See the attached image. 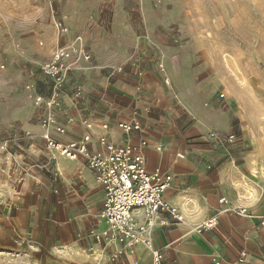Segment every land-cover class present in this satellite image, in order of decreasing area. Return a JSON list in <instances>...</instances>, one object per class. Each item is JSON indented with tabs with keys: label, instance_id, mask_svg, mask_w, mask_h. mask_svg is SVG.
I'll use <instances>...</instances> for the list:
<instances>
[{
	"label": "crops",
	"instance_id": "0c3cea01",
	"mask_svg": "<svg viewBox=\"0 0 264 264\" xmlns=\"http://www.w3.org/2000/svg\"><path fill=\"white\" fill-rule=\"evenodd\" d=\"M132 2L4 0L0 239L10 247L1 252L17 250L23 264H153L149 248L105 234L103 185L84 153L61 155L43 137L48 132L59 143L89 135L91 153L103 151L101 136L117 144L146 140V169L172 175L163 198L182 218L154 217L161 264H264L257 95L234 90L229 53L198 38L167 42L164 25L152 27L148 11L133 10ZM59 48L69 55L57 106L41 65ZM134 121L138 130L119 126Z\"/></svg>",
	"mask_w": 264,
	"mask_h": 264
},
{
	"label": "built area",
	"instance_id": "2783aa9c",
	"mask_svg": "<svg viewBox=\"0 0 264 264\" xmlns=\"http://www.w3.org/2000/svg\"><path fill=\"white\" fill-rule=\"evenodd\" d=\"M68 55L65 49L59 48L51 61L41 65V71L54 82L50 99L51 104L57 106L60 105L58 94L63 83L62 71L67 69L64 59ZM119 126L125 132L140 128L139 123L135 121L120 123ZM63 130L62 127L56 128L59 133ZM43 137L47 144L71 160L77 158L80 153L85 154L88 166L95 171L96 179L104 188V204L100 215L109 224V230L105 234L117 238L128 247L136 243L142 244L150 249L153 264H161V250L152 245L154 217L159 213L168 212L177 221L182 218L163 198L164 191L171 185L172 175L169 172H148L146 169L141 151V147L146 145V140L140 138L137 143L117 144L101 136L99 142L104 147L103 151L91 153L86 150L89 135H84L79 141L66 143L57 142L48 132H45ZM228 139L234 141V135H230ZM5 147L6 141L0 138V150ZM220 199L224 200L222 197ZM135 212L141 214L142 220L138 219ZM212 224L213 221H209L204 223V226ZM119 252L120 250L116 251L113 259L117 258Z\"/></svg>",
	"mask_w": 264,
	"mask_h": 264
},
{
	"label": "rangeland",
	"instance_id": "374dc122",
	"mask_svg": "<svg viewBox=\"0 0 264 264\" xmlns=\"http://www.w3.org/2000/svg\"><path fill=\"white\" fill-rule=\"evenodd\" d=\"M132 6L148 11L152 27L164 25L167 42L179 46L198 38L229 53L234 90L252 89L264 114V0H133ZM1 247L9 248V242L0 239ZM15 252L0 249V264H23Z\"/></svg>",
	"mask_w": 264,
	"mask_h": 264
}]
</instances>
